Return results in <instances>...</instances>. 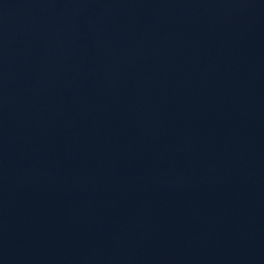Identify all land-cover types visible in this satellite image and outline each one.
<instances>
[{
    "label": "water",
    "instance_id": "water-1",
    "mask_svg": "<svg viewBox=\"0 0 264 264\" xmlns=\"http://www.w3.org/2000/svg\"><path fill=\"white\" fill-rule=\"evenodd\" d=\"M0 264H264V0H0Z\"/></svg>",
    "mask_w": 264,
    "mask_h": 264
}]
</instances>
